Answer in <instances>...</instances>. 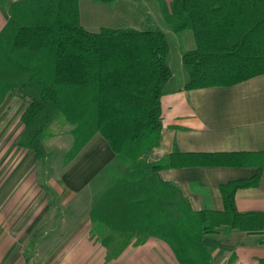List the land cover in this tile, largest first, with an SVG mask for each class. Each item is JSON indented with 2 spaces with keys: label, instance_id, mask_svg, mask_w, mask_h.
Returning a JSON list of instances; mask_svg holds the SVG:
<instances>
[{
  "label": "trees",
  "instance_id": "trees-1",
  "mask_svg": "<svg viewBox=\"0 0 264 264\" xmlns=\"http://www.w3.org/2000/svg\"><path fill=\"white\" fill-rule=\"evenodd\" d=\"M173 32L192 31L197 48L184 53L186 90L232 87L264 75V0H160ZM167 35L158 28L87 31L79 0H24L12 6L0 34V107L9 95L27 103L19 146L46 158L44 139L55 121L73 127L71 162L101 135L126 167L110 179L91 219L97 242L117 259L150 238L167 244L179 264H215L207 244L222 228L264 231L263 216L240 214L238 190L254 179L221 187L225 210L195 212L159 172L197 165L172 154L149 163L163 130L162 97L173 71ZM264 158V154L262 156ZM264 167V161L262 167Z\"/></svg>",
  "mask_w": 264,
  "mask_h": 264
},
{
  "label": "crops",
  "instance_id": "crops-1",
  "mask_svg": "<svg viewBox=\"0 0 264 264\" xmlns=\"http://www.w3.org/2000/svg\"><path fill=\"white\" fill-rule=\"evenodd\" d=\"M21 1L0 0V34L10 20L12 6ZM166 1L170 7L172 0ZM79 11L81 25L89 32L142 31L128 27L124 20L128 0H79ZM161 12L164 15L162 8ZM187 32L192 31L178 35ZM173 77L161 100V142L146 160L156 163L175 153L197 160V165L159 172L161 181L175 186L195 212H223L221 187L254 179L262 170L257 186L237 191L235 204L240 214H257L264 221V75L232 87L192 91L186 90L189 74L182 85L170 88ZM6 103L12 104L0 115V130L5 118L16 113V104L23 110L21 123L27 108L22 99L9 95L0 112ZM14 125L8 122L7 129ZM20 139L10 134L0 137V264H74V260L64 258L77 256L87 257L82 264H95L103 252L109 260H116L100 243L102 250L94 248L98 242L91 219L97 204L93 183L117 162L109 143L98 134L71 162L48 171V164L40 166L42 159L19 146ZM80 225L87 226L85 231L80 232ZM216 238L215 264H264V231L222 228ZM81 241L88 243L84 250L79 247ZM155 245L167 257L165 248L173 255L169 264H179L170 247L155 238L141 246L132 244L121 254L119 263L142 264L147 253L159 255L160 250L149 252Z\"/></svg>",
  "mask_w": 264,
  "mask_h": 264
},
{
  "label": "rangeland",
  "instance_id": "rangeland-1",
  "mask_svg": "<svg viewBox=\"0 0 264 264\" xmlns=\"http://www.w3.org/2000/svg\"><path fill=\"white\" fill-rule=\"evenodd\" d=\"M128 8L129 12L127 13V15H125L124 19L126 22H128V27L135 26L137 29H141L142 31L148 30L150 28H158L167 35L170 46V52L167 62L174 74V77L169 86L170 88H173L182 85L185 81V76H187L188 78V73L182 62V55L197 48L193 33L187 32L183 35H178L174 33L166 22V20L164 19V15L161 12V2H159L158 0H128ZM11 104L12 103H6L5 106L2 108V112H0V115L4 111H7L9 105ZM19 106L20 105L16 104V113L12 114L11 117L5 118L6 123L4 124V128L0 130V137L7 136L9 134L15 136L16 138L21 137V134L24 131L25 127H23L21 123L20 115L23 110ZM8 122H15V127L13 129H7ZM72 132L73 127L69 123H67L65 118H60L53 123V125L47 131L46 138L44 139V147L48 157L46 156L47 159L44 158L45 160L42 159L40 161V166L43 167L48 164V171H57L58 169L64 167L67 163H69V153L74 145V137ZM125 170L126 167L123 164L115 162L107 169L105 173H103L100 177L97 178V180L95 181V183H93L92 186V196L94 203H98L100 199L104 196L109 187L110 179L116 174L124 172ZM80 227V232L85 231V229L87 228V226L85 227L81 225ZM83 227L85 228L83 229ZM68 228L70 229V226H68ZM77 230L78 228L74 231ZM216 239V237H207L206 243L216 244ZM62 242L58 243V245H60ZM46 243L50 244L52 242ZM63 243L65 245L67 241H64ZM89 243H91V240H89ZM95 244L96 245L94 248H96L97 251L102 250V247L99 243ZM87 246L88 243L86 241L80 242V249L84 250L87 248ZM160 246L163 245L160 243ZM157 250L160 249H158V246L155 245L151 250H149V252L154 253ZM165 250L168 252L169 257H167L168 255H166L165 252H162L161 249L159 255L154 254L152 256L150 255V253H147L145 257L141 258L143 261L146 262H142V264H169L168 258L173 259V255L168 251V249L165 248ZM104 254L105 253L103 252L101 256L96 257L95 264H120L119 258L116 260H109ZM86 259L87 257L78 256L73 258H64L65 261L74 260V264H82Z\"/></svg>",
  "mask_w": 264,
  "mask_h": 264
}]
</instances>
